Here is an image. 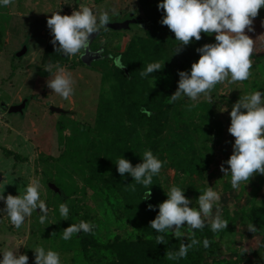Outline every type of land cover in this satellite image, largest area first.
I'll use <instances>...</instances> for the list:
<instances>
[{"label": "rangeland", "instance_id": "rangeland-1", "mask_svg": "<svg viewBox=\"0 0 264 264\" xmlns=\"http://www.w3.org/2000/svg\"><path fill=\"white\" fill-rule=\"evenodd\" d=\"M81 3L96 14L108 11L111 20L121 24L118 29L108 27V31L91 34L90 51L100 57L88 64L57 53L49 42L51 35L46 26L52 12L70 15ZM157 3L11 0L0 8V188L5 187V195L15 196L32 179H38L41 198L49 208L45 224L38 222L39 209L19 229L7 217L3 223L0 221V251L18 247L19 253L28 255V264H33L30 248L39 244L57 251L62 264H108L117 257L108 245L125 242L129 246L122 251L128 263V258L137 255L138 243L146 246V241L155 239V230L149 225L153 218L146 207L149 203L136 202L133 191L126 187L135 182L127 173L121 177L115 161L123 155L135 166L145 149L156 146L154 154L166 161L156 176L161 192L165 194L176 184L185 188V195L195 205V198L208 184L220 193L216 204L220 205V215L228 220L226 230L211 232L208 225L217 212L214 204L212 213L204 218L205 227L195 231V238L209 239V247L193 246L186 257L170 261L165 255L171 249L161 243L160 253L154 258L157 264H192L195 257L200 258L198 264H264V226L250 218L252 207L264 202V175L253 174L248 183L241 182L233 189L230 177L220 171V165L232 153L235 139L227 131L232 104L239 97L264 90V8L252 18L253 31L248 32L247 27L244 30L254 41L249 78L235 82L226 79L217 83L207 97L169 103L168 97L178 86L177 70L189 69L199 58L195 49L215 42V34L201 33L199 41L192 38L193 42L175 53L178 42L174 41V33L159 23L163 13L157 10ZM25 44L28 51L16 57ZM109 54L122 57L125 67L119 69V74ZM156 60L162 69L141 77L143 65ZM57 66L73 77L74 92L67 99L53 93L46 84ZM25 99L22 113L8 112L11 105ZM135 101L163 113L161 134L155 135L146 124L140 125L132 109ZM51 106L63 112H51ZM222 107L227 110L221 112ZM126 197L133 203L130 209H126ZM61 202L69 207L66 218L59 215ZM150 211L156 214L158 209ZM79 220L93 222L94 230L62 239V230ZM250 221L257 232L247 230ZM180 231L182 238H191L187 228ZM175 244L178 247L179 241Z\"/></svg>", "mask_w": 264, "mask_h": 264}, {"label": "clouds", "instance_id": "clouds-1", "mask_svg": "<svg viewBox=\"0 0 264 264\" xmlns=\"http://www.w3.org/2000/svg\"><path fill=\"white\" fill-rule=\"evenodd\" d=\"M10 3L11 0H0V8ZM261 8H264V0H158L157 10L163 13L159 23L166 25L174 33V41L178 42L175 53L178 54L182 46L193 42L192 38L199 41L201 33L209 36L215 34V42L205 43L195 49L199 58L191 63L189 69L177 70L178 86L168 97L169 103L178 99L194 101L201 95L207 97L217 83L226 79L235 82L249 78L254 41L244 30L247 27L248 32L253 31L252 18L257 16L258 9ZM110 20L108 11L96 14L91 7L83 3L73 9L70 15H61L54 11L46 21L51 35L49 42L57 53L81 59L90 50L91 34L101 30L108 31ZM108 58L117 69L125 67L119 54H109ZM162 67L159 60L148 62L143 65L139 74L141 77H148ZM73 83L71 73L61 66H57L54 76L46 82L53 93L64 99L73 94ZM187 107L191 108L192 105L188 104ZM226 110L223 107L220 109L221 112ZM140 111L147 116L152 115L147 108L142 107ZM229 116L230 125L227 131L235 139L232 143V153L220 165V171L224 176L230 177V185L236 189L241 182L248 183L253 174L264 175V90H256L242 98L239 97L232 104ZM140 157L141 161L135 166L123 155L117 157L116 171L122 178L125 173L132 177L135 183L126 186L132 191L136 190L137 184L144 186L146 191L141 200H150L153 177L160 173L166 161L159 159L151 149H145ZM224 164L228 167L225 168ZM39 189L38 179H32L23 192L15 196L5 195V187L0 188V201L4 203V207L0 208V221L3 223L7 217L8 222L19 229L26 218L39 209L38 222L45 224L48 221L49 208L45 199L41 198ZM165 195L167 198L162 202L146 205L148 210L158 209L154 219L149 221L150 228L155 230L156 243L167 244L166 236L169 232L176 238L182 237L181 228H187L191 233L190 239H180L178 248L166 252L168 260L177 261L186 257L189 249L196 245H202L205 249L209 247V239L195 238V231L205 227L204 218L212 213L214 204L217 212L212 215L208 227L214 234L226 230L228 220L220 215V205L216 204L220 193L212 186L207 184L203 191L199 192L195 205L193 200L185 195V188L176 184H172ZM58 211L62 218H66L69 214L67 203H59ZM94 228L93 222L79 220L64 228L61 238L69 240L78 233H91ZM247 230L251 233L258 231L252 221L247 224ZM17 249L18 247L15 250L0 251V264H28V255L19 253ZM30 249L34 253L33 264H62L60 254L51 248L38 244Z\"/></svg>", "mask_w": 264, "mask_h": 264}, {"label": "trees", "instance_id": "trees-1", "mask_svg": "<svg viewBox=\"0 0 264 264\" xmlns=\"http://www.w3.org/2000/svg\"><path fill=\"white\" fill-rule=\"evenodd\" d=\"M181 59L183 61H187L186 57L181 56ZM115 70H116V73L119 74V69H117L115 67ZM142 107L149 109L151 111L152 115L147 116L144 113H142L140 111V109ZM132 109L134 110L133 113L136 116V118L138 119V122L140 123V125L146 124L149 131L154 132L155 135L161 134V131L163 129L161 122H160V120L162 118L161 116H163V113L161 111H153V110H151L152 108L150 109L146 103H143L140 101L139 102L138 101L133 102L132 103ZM151 150L154 153L156 150V146H151ZM140 161H141V159L138 162H140ZM125 184L126 183H124V185ZM150 190H151V200H141L144 192L146 191V189H144L143 187L136 188V190L132 192V195L134 196V199L136 200V202L142 201L145 204H147V203H155L156 204V203L162 202L164 199L167 198L166 195L163 192H161V188L159 186V183H158L156 176L153 177V184L150 185ZM158 198L160 199L159 202H157ZM132 206H133V203H132L131 199L129 197H126V209H130ZM148 211L152 214V216L154 218L156 214H154V212H152L150 210H148ZM250 218L252 219L253 222L257 223L258 225L264 226V202L260 206L252 207ZM85 234H87V233H85ZM175 239H176V237H174L170 233H168L166 236V240H168L166 247L171 249V250L178 248L177 245L175 244V242H178L180 239H182V237L178 238L179 240L176 239L177 241ZM145 244H146V246H144L142 243H138L137 255H134L135 257L132 259L128 258L129 262L126 263L127 258L124 257L122 249L127 248V246H129V244H127L125 242H123L122 244H120V242L111 243L108 246L111 250H113L117 254V257H115V261L109 262L108 264H157V261H155L154 258H157L158 254L160 253V247L162 246L161 243L157 244L155 239L154 240L150 239V240L146 241ZM157 245H160L159 248ZM166 247H163L162 249H166ZM199 261H200V258L195 257L192 260V264H198Z\"/></svg>", "mask_w": 264, "mask_h": 264}, {"label": "water", "instance_id": "water-1", "mask_svg": "<svg viewBox=\"0 0 264 264\" xmlns=\"http://www.w3.org/2000/svg\"><path fill=\"white\" fill-rule=\"evenodd\" d=\"M107 27L118 29V28L121 27V24L110 20V23L107 25ZM26 52H27V46L23 45L22 48L18 52H16L15 55H16V57H21ZM99 57H100L99 54L92 53L89 50V52H86V54L83 57H81V60H82L83 63L88 64L89 62H91V61H93L95 59H98ZM25 105H26V99L23 100L19 104L11 105L9 107V109H8V112L9 113H22L24 108H25ZM50 111L51 112H58V113H62L63 112V110L61 108L53 107V106L50 107Z\"/></svg>", "mask_w": 264, "mask_h": 264}, {"label": "crops", "instance_id": "crops-1", "mask_svg": "<svg viewBox=\"0 0 264 264\" xmlns=\"http://www.w3.org/2000/svg\"><path fill=\"white\" fill-rule=\"evenodd\" d=\"M26 45V44H25ZM27 46V45H26ZM27 51H28V46H27ZM27 102V101H26Z\"/></svg>", "mask_w": 264, "mask_h": 264}]
</instances>
